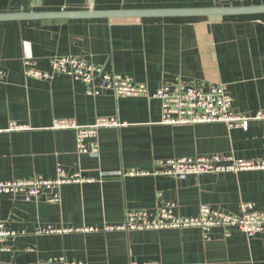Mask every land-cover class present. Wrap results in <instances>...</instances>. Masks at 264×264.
Returning a JSON list of instances; mask_svg holds the SVG:
<instances>
[{
  "label": "crops",
  "instance_id": "0c3cea01",
  "mask_svg": "<svg viewBox=\"0 0 264 264\" xmlns=\"http://www.w3.org/2000/svg\"><path fill=\"white\" fill-rule=\"evenodd\" d=\"M213 8H264V0H0V13L12 14ZM63 57L151 95L177 82L222 85L235 114H264V12L0 22V182L53 181L60 171L75 180L29 201L0 194V217L14 232L0 244V264H264V231L251 238L219 227L106 231L130 213L153 219L167 204L183 218L202 205L236 215L249 203L264 212V169L184 180L155 173L161 160L213 155L264 165V119L246 131L163 125L158 99L91 95L82 81L53 73L51 60ZM25 61L49 78L27 77ZM98 118L119 126L86 142L94 153L77 150L73 130L53 129L56 120L84 127ZM13 124L23 129L10 131Z\"/></svg>",
  "mask_w": 264,
  "mask_h": 264
},
{
  "label": "built area",
  "instance_id": "2783aa9c",
  "mask_svg": "<svg viewBox=\"0 0 264 264\" xmlns=\"http://www.w3.org/2000/svg\"><path fill=\"white\" fill-rule=\"evenodd\" d=\"M52 71L55 74L71 75L89 87L88 94L98 95L99 90L111 91L115 97H146L155 98L161 104V124L182 126L202 123H223L229 128L248 129L250 120L264 119V114L258 113L254 117L235 114L232 110V98L222 85L205 87L201 84L177 82L165 85L151 95L143 84H136L131 79L117 75L104 74L100 68L76 58H54L51 60ZM25 75L32 78H49L48 74L37 71L30 61H25ZM0 70V82L3 80ZM98 77V89L94 88V81ZM119 126L114 119L98 118L92 125L78 126L72 120H56L53 129L73 130L76 137L77 150L81 153H94L95 148L87 149L86 142L95 138L98 130ZM23 129L13 124L10 131ZM3 130L0 129V133ZM155 173L177 180H184L189 176L200 177L208 174L238 173L247 170L264 169L258 162L242 161L232 156L213 155L211 157L167 159L156 163ZM75 180L66 178L59 172L56 180L30 179L21 181L0 182V194H20L26 201L35 198L45 189L57 185L71 183ZM145 212L130 213L123 226L107 227L106 231H142L147 229H179L199 228L204 233L219 227L228 231H237L246 237H254L264 231V212L256 210L252 204L240 205L239 213L229 214L212 209L208 205L199 208L198 215L183 218L174 214V206L167 204L161 207L153 219ZM90 230V229H88ZM43 232H53L44 229ZM14 236V232L7 229L0 217V244ZM133 264V263H132Z\"/></svg>",
  "mask_w": 264,
  "mask_h": 264
},
{
  "label": "water",
  "instance_id": "95a60500",
  "mask_svg": "<svg viewBox=\"0 0 264 264\" xmlns=\"http://www.w3.org/2000/svg\"><path fill=\"white\" fill-rule=\"evenodd\" d=\"M264 12V8H213L192 10H145V11H61L42 13H0V22L7 21H41V20H75V19H140L151 17L179 16H223L242 15Z\"/></svg>",
  "mask_w": 264,
  "mask_h": 264
}]
</instances>
